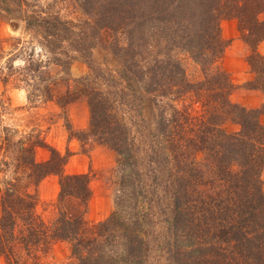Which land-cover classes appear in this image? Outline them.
I'll return each mask as SVG.
<instances>
[{"label": "trees", "instance_id": "1", "mask_svg": "<svg viewBox=\"0 0 264 264\" xmlns=\"http://www.w3.org/2000/svg\"><path fill=\"white\" fill-rule=\"evenodd\" d=\"M28 2L0 0V12L20 11L22 16L26 12L22 6H29ZM80 3L84 12L93 15L92 26L99 31L124 30L126 43L115 49L121 51L122 62L117 77L88 61L89 71L84 76L72 78L66 73L57 80L47 72L41 74L44 71L39 72V62L31 59L22 66L23 79L31 87L28 98L53 99L61 107L86 100L88 130L77 132L95 134L100 143L117 153L115 208L105 219L87 221L88 175L64 172L66 157L38 133L12 139L0 119V256L5 264H43L55 240L70 242L71 255L78 264H144L147 247L142 228L146 215L139 209H150L145 214L153 215L154 209H172L171 264H264V190L260 178L264 125L259 121L264 105L247 109L232 103L229 94L233 84L224 71L212 66L225 47L219 22L235 18L242 38L252 47L246 59L256 75L248 85L264 91V54L255 50V43L264 39V0ZM44 21V36L56 35L51 41L58 45L59 39L65 38L58 37L61 29H66L65 21L59 17ZM153 37L155 50L149 48ZM175 48L200 64L201 81H188L173 54ZM48 50L53 52V47ZM7 68L14 70L12 65ZM3 79L8 80V76ZM138 88L163 97L168 96V89L178 94L192 92L201 102V116H190L176 107L167 113L160 105L156 132L138 129L140 138L136 141L118 109L124 104L134 109L130 92ZM230 115L240 124L239 130L227 132L223 128ZM38 146L50 151L44 161L35 159ZM195 151L203 153V163H196ZM49 174L58 176L60 189L56 214L45 220L36 210L38 197L30 186ZM160 195H166L168 202L161 205ZM168 203L172 208L163 207Z\"/></svg>", "mask_w": 264, "mask_h": 264}, {"label": "rangeland", "instance_id": "2", "mask_svg": "<svg viewBox=\"0 0 264 264\" xmlns=\"http://www.w3.org/2000/svg\"><path fill=\"white\" fill-rule=\"evenodd\" d=\"M28 1L29 6H22L26 11L22 16L20 11L9 14L0 12V45L3 49V57L0 59L1 124L10 130L12 139L24 137L28 133H38L49 146L66 157L64 172L88 175L90 198L84 215L87 221L96 222L105 219L115 208L119 181L118 155L112 148L100 143L95 134L80 135L77 132L87 131L89 126L90 111L84 98L65 107H61L53 99H44L37 95L28 98L27 93L31 87L23 79L26 76L22 72V66L32 59L39 62V72L44 71L41 74L47 72L58 80L67 74L72 78L84 76L89 71L90 61L92 66L108 70L117 77L122 62L119 56L121 51L115 49L117 45H125V33L121 28L99 31L92 26L93 15L84 12L80 5L81 0ZM41 17L43 19L39 22ZM55 17L66 23V29H61L58 36L65 38L61 37L58 45L51 41L56 40V35L48 38L44 36L47 30L44 19ZM219 24L225 47L212 66L224 71L233 84L229 94L230 101L247 109L262 107L264 91L248 85L254 82L256 75L246 59L252 47L242 38L235 18H223ZM51 47L53 52L48 50ZM149 48L156 49L154 37ZM255 50L261 55L264 54V39L255 43ZM173 54L183 66L188 81L197 82L204 78L200 64L187 52L175 48ZM70 56L72 58L68 59ZM67 60L69 63L65 65ZM9 65L15 71H8ZM5 76H8L6 81L3 79ZM168 91V96L163 97L156 92L149 93L138 88V91L130 92L133 94L130 100L134 109H128L127 104L120 105L118 114L130 125L136 141L140 138V133L136 131L138 129L156 132L155 124L160 105L165 106L167 113H171L173 107H176L178 111H185L190 116H201V102L192 92L178 94L173 90ZM259 121L264 125V112L259 114ZM222 126L227 132L240 129V124L231 115L226 117ZM97 134L99 135L98 132ZM49 154L46 147L35 148L37 161L46 160ZM193 157L196 163L204 161V155L200 151H195ZM260 178L264 190V164ZM59 189L58 176L55 174H49L37 185L30 186V190L38 197L36 210L45 220H51L56 214ZM166 200L168 202L166 195H160L161 205ZM163 207L172 208L170 203ZM139 210L146 215L142 228L147 247L144 264H171L170 251L174 245L172 209H154V215L149 212L145 214L150 209ZM0 264H5L1 256ZM43 264H78V259L71 255L69 241L55 240L44 257Z\"/></svg>", "mask_w": 264, "mask_h": 264}]
</instances>
